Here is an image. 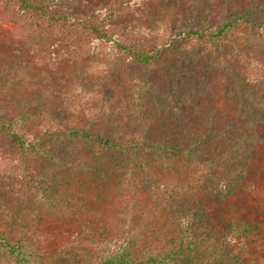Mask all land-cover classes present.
Wrapping results in <instances>:
<instances>
[{
  "label": "trees",
  "instance_id": "16d2710c",
  "mask_svg": "<svg viewBox=\"0 0 264 264\" xmlns=\"http://www.w3.org/2000/svg\"><path fill=\"white\" fill-rule=\"evenodd\" d=\"M144 1L110 0L103 15H82L73 11L81 0H0V21L51 61L82 65L112 51L129 71H150L166 55L181 69L160 91L158 110L168 112L160 131L144 116L134 124L149 116L143 103L131 117L103 103L99 123L78 115L40 136L71 149L56 151V176L21 169L19 192L39 190L37 221L0 233L1 264H264V0H189L190 13L157 30ZM207 96L231 112L225 133L215 117L189 128L187 107ZM32 149L0 111V160ZM64 167L66 187L56 194L51 182ZM126 194L132 207L121 213L99 206ZM139 198L156 203L142 206L146 221L133 209ZM58 210L54 226L46 217Z\"/></svg>",
  "mask_w": 264,
  "mask_h": 264
},
{
  "label": "rangeland",
  "instance_id": "374dc122",
  "mask_svg": "<svg viewBox=\"0 0 264 264\" xmlns=\"http://www.w3.org/2000/svg\"><path fill=\"white\" fill-rule=\"evenodd\" d=\"M144 2H150L151 5L147 24H151L150 27L153 26L156 30L167 24H174L178 17H185L189 12V0ZM109 3L110 0H81L80 8L73 11L82 15H103ZM133 22V19L129 21ZM24 38L25 34L18 26L0 21V111L11 120L17 132L33 143V149L24 157L10 162L0 160V233L8 235L28 231L34 228L33 225L37 221L33 206L39 196V190L35 187L30 191L19 192L21 169L27 167L37 171V174L43 171L51 177L56 176L52 169L58 153L60 152L59 156H62L71 149L68 143L42 140L40 136L45 131L62 130V124L69 126L77 120L78 115L89 116L90 113L96 116L94 122L99 123V108L104 104H107L105 108L110 110L118 109L120 106L121 114L125 117L129 113L131 117L133 106L141 103L143 109L149 112V116L137 115L134 124L140 125L144 116L155 131H160L166 127L162 118L167 119L168 115L167 110H158L160 91L171 87V84H176L178 82L176 75H180L181 71L175 59L167 55L150 71L145 73L137 69L129 71L123 63L115 61L117 55L112 51L110 52L115 57L106 53L102 55L101 51V54H97L96 61L86 59L82 65L67 61L54 62L43 57L41 52L39 55L31 45L24 44ZM193 104L187 107L188 114L185 115L191 117L188 121L190 130L208 124L209 121H206L208 117L216 118L215 127L218 131H224L228 126L231 112L216 97L207 96L201 102ZM192 117L196 118L195 122ZM173 127L184 126L180 123L171 125L170 128ZM49 154L51 157L53 154L54 158L50 159ZM156 166L164 171L163 176L171 177L172 173L168 172L169 168L166 169L162 162L158 161ZM65 169L64 167L59 183L55 180L51 182L56 194L61 192L63 185L66 187L62 182L67 180ZM96 184L93 182L91 186L94 188ZM56 187L59 189L56 190ZM50 199L54 200L52 197ZM139 200L140 202L133 206L134 212H140L143 205L147 208L156 207L155 202H147L145 198ZM130 201V196L126 194L120 195L119 199L112 200L109 204L104 200L98 203L105 210L114 213L116 209L121 213L132 207ZM63 210L64 216L68 217V209ZM57 213L46 217L54 226L61 223L60 217H56L60 214L59 210ZM143 214L141 211L137 217L146 221ZM134 227H138L136 221ZM2 263L12 264L8 261Z\"/></svg>",
  "mask_w": 264,
  "mask_h": 264
}]
</instances>
